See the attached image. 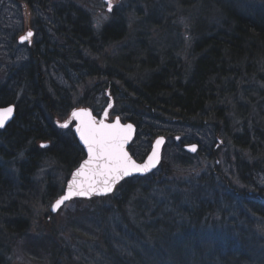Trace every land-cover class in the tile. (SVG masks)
Returning a JSON list of instances; mask_svg holds the SVG:
<instances>
[{
    "label": "trees",
    "instance_id": "obj_1",
    "mask_svg": "<svg viewBox=\"0 0 264 264\" xmlns=\"http://www.w3.org/2000/svg\"><path fill=\"white\" fill-rule=\"evenodd\" d=\"M13 1L19 4L20 11L26 7L30 12V20L25 21L19 32L28 28L38 40L31 46L26 44L30 47L29 71L14 73L20 80L30 78L36 88L30 103L22 105L13 99L0 103V106L15 105L14 119L0 129V264H8L6 255L12 249L24 251L26 248L38 257L48 255L49 264H61L63 260L84 264L81 255L72 253L74 243L84 247L75 235L79 231L78 235L91 239L105 230L103 220L96 222L99 198L96 201L95 196L73 200L72 207L62 213L65 219L58 231L51 222L60 212L53 214L51 203L63 191L72 170L86 156L72 130L62 129L55 123V119L63 118L79 104L74 103V93L56 81L49 79L46 84L43 76L48 78L47 70L54 69L52 65L56 62H62L60 69L65 74L73 70L86 74V78L101 80L91 86V93L86 94L88 99L79 102L100 113L101 108H95L91 99L101 91L108 100L109 92L122 105L119 111L123 118L137 125L135 141L143 128L150 135V141L159 135L168 139L176 135L180 149L189 158L204 156L213 162V165L210 163L212 178L188 197L193 204L190 218L197 227L178 228L167 223L165 217H149L141 229L138 226L133 232L135 241L147 239L141 251L120 252L106 240V251L99 243L94 245L95 252L107 254L105 264H264V260L260 262L264 238L255 236L259 231L257 226L264 232V188L257 183L259 173H264V8L252 7L246 11L244 0H216L217 6L215 0H200L191 28L196 36L194 45L186 51L185 58H180L166 32L164 40L161 34L157 43L153 34L169 27L161 12L167 15L179 6L193 4L191 1L170 0L165 7L163 3L155 7L152 2L156 0H146L150 9L147 16L141 10L128 12L141 18L136 27H129L124 19L118 18L106 22L96 32L85 21L83 12L67 1L56 2L57 5L53 0ZM41 11L43 16L51 14L50 21L41 18ZM214 11L217 16L213 15ZM1 23L0 37L5 34L15 44L16 31ZM46 27L56 41L51 40L50 34L46 36ZM41 32L46 37L42 46L38 38ZM2 89L4 85L0 86V92ZM177 128L181 129L180 135L175 133ZM7 142L16 148L15 152L8 148ZM43 142L50 143L43 148ZM134 142L131 151L141 160L144 155L135 151ZM190 144L198 146L195 153L185 149ZM12 153L14 158L17 156V171L10 174L3 159L11 158ZM48 157L59 165L67 179L58 186L48 177L49 185L42 191L32 178ZM220 157L228 161L238 182L230 178V170H222ZM162 166L165 167L161 163L159 169L148 175L126 178L117 186L109 197L119 206L120 215L127 214L128 202L140 188L147 193L148 187L161 179ZM165 174L171 172L165 171ZM13 191L14 195L7 198ZM204 194L212 195L213 200L203 201ZM20 199L29 201L24 210L18 205ZM84 201L87 202L84 206L89 204L86 209L82 208ZM140 202L143 205L148 201L141 196ZM233 204L238 207L231 213ZM41 209L45 214L40 217ZM214 209L220 213V220L211 219ZM250 212L257 220L251 218ZM136 214L139 222L143 214L140 210ZM201 221L205 228L202 223L199 225ZM215 228H222L224 236L205 240V246L213 251L212 257L196 263L194 254L188 250L195 243V234ZM81 229L87 231L80 232ZM175 238H182V242L177 245V256L173 258L165 250L166 244ZM157 242H163V246ZM200 250L197 244L195 251Z\"/></svg>",
    "mask_w": 264,
    "mask_h": 264
},
{
    "label": "rangeland",
    "instance_id": "obj_2",
    "mask_svg": "<svg viewBox=\"0 0 264 264\" xmlns=\"http://www.w3.org/2000/svg\"><path fill=\"white\" fill-rule=\"evenodd\" d=\"M54 4L57 5L56 2H69V4L73 5L76 9H80L83 12L85 21L88 22V25H91L94 29V31H98L101 28H103L104 24L110 20L118 18L124 19L128 24L129 27H136V22H138L141 18L137 16L136 14H129V10L132 12H136L138 10H141V13L146 16L148 15L150 9L147 6L146 0H112V10L109 11L108 9V3L107 0H53ZM191 1L193 4L186 5L185 7L179 6L176 10L173 12H168L167 15H165L163 12H161V16L165 18V22L169 23V27L167 29L163 28L161 33L153 34L154 41L157 43V39H160L161 34H163V40L164 35L166 32V37L168 40H170L173 50L176 52V54L180 58L186 57V51L192 49L196 36L193 35V30H191L193 24V20L195 19V14L197 12V9L200 7V0H187ZM170 2V0H156L155 2H152V4H155V7L157 4H167ZM247 4H246V3ZM190 3V2H188ZM215 6H217V1H214ZM244 5L246 7V11L251 9L252 7L258 9V8H264V0H244ZM262 6V7H260ZM23 7V6H22ZM53 11V10H52ZM143 15V16H144ZM214 16H217V12L214 11ZM41 18L49 19L51 17V14L48 13V15L44 14L41 11ZM217 18V17H216ZM30 20V12L29 10L24 7L22 10H19V4H15L13 0H2L0 3V22L3 23L4 27L7 29H10L12 31H16L17 34V41L14 44L12 41H9L10 39H6V35L3 34L0 37V86L4 85V89L0 92V103L6 102L9 100H12L15 102H20L22 105L29 102V98L31 97V94L35 90V83L30 79H24L20 80L18 77H16L15 73H18L20 71L26 72L29 71V64H30V47L27 46V42H19L18 39L20 36L25 35L28 30L22 32H19V29L21 30V26L26 22ZM52 22H56V20H52ZM1 23V24H2ZM25 25V24H24ZM24 27V26H23ZM22 27V28H23ZM3 29V28H2ZM10 32V31H9ZM46 36L51 37V40L56 41L53 33H50V29L46 27L45 29ZM11 33V32H10ZM42 35H39L40 44H44V40L46 39L43 32H41ZM34 36V37H33ZM33 38L34 43L38 40L36 39L35 35H32L31 39ZM27 44V45H26ZM38 45V44H37ZM35 46V45H34ZM106 52L109 51V49H105ZM29 63V64H28ZM62 65V62H56L54 63L52 70H47L48 78L44 77V80H46V84L48 85L49 79L56 81L60 84L61 87H63L66 90H70L74 93V103H79L77 107L85 106L83 103H80L79 101H84L85 98L88 99V95L86 94L91 93V86H94L97 82H101L99 79L94 78H86V74L82 75L81 72H75L73 70H68V73L65 74L63 71H61L60 67ZM58 68V69H57ZM15 72V73H14ZM46 73V74H47ZM15 75V76H13ZM28 75V74H27ZM45 82V81H44ZM101 92V91H100ZM99 92L98 96L91 99L95 108H101L100 113L104 111V108L109 107L108 109V115L109 120L113 121L117 116H120L123 119V113L119 110H122V105L118 104L114 96L108 95V100L104 99V95H101ZM109 100H111L110 103ZM103 107V108H102ZM67 118V116H64L63 118H59L58 120L55 119V123L59 122L61 123ZM145 123V122H144ZM58 127H60L58 124H56ZM144 126V124H143ZM164 127V126H163ZM186 132V130H184ZM181 132L180 128H177L176 134L180 135ZM5 133L2 134V136ZM192 134L189 133V136ZM149 134L147 131L144 130V128L140 131L139 137L137 141L134 142L135 151L137 153H141L144 155V157L141 160H144L147 154L149 153L152 142L155 139V137L150 141ZM176 137V135H175ZM172 136V139L167 138V142L165 144V148L163 150V160L162 163L165 165V167L162 166V175L160 176L161 179L155 181V185H151L148 187V192L146 193L143 188H140L135 198H131V200L128 202V205L126 207V213L119 214L118 209L119 206L114 203L113 198L109 197L112 194L108 195H99L95 196L96 201L98 203V211L96 212L98 215L96 222L99 220H103V227L104 231H101L96 236L92 235L90 238L82 237L78 233L75 235V237L78 239L77 241H80L84 247H81L80 245H77L76 243L73 244V250L72 253L75 256H80V259L84 264H105L107 260V254H102V252H95L94 251V245L99 243V247L104 249L106 251V247L108 245L114 246L115 249H118L120 252L121 250L127 253V251H141L144 249V246L142 245L143 241H146L147 239L143 241H135L133 237V232L136 230V228L139 226L140 229L142 227V223L144 221H147L149 217H158L161 219V217H165V220L169 224H174L178 228L179 227H185L186 229L189 227H197L198 224H196L195 221L191 220L190 215V208L193 206L191 200L188 198L191 193L198 192L201 188L200 186H204V184L210 180L212 177V167L213 162L209 161V159H206L204 156H199V158L193 157L189 158V155L182 152V149H180L179 138H175ZM44 143H50V142H44ZM8 148L12 149L13 152L16 151V148H13L11 145V142H7ZM191 146V145H189ZM188 147V145L186 146ZM46 148V147H43ZM186 149V148H185ZM9 151V152H12ZM15 153H12L11 158L3 159L4 165H7L8 168L6 169V172L10 171V174L17 171L16 164V158H14ZM220 155H222V152H220ZM1 158V157H0ZM137 158V157H136ZM221 161H223V169L224 171L230 170L229 176L230 178L234 179L235 181H239L237 178V175H234L235 172L232 171V167L230 168V164H228L227 160L223 157H220ZM138 159V158H137ZM140 160V159H138ZM211 163V164H210ZM167 168L170 170L168 171ZM165 171L171 172V174L166 175ZM64 175V176H63ZM49 178L57 184L58 186L63 185L65 180V174L60 169L59 165L57 166V163L52 160L51 158L44 159V161L41 163L39 169L34 174L32 181H36V187L38 190L44 191L47 189L45 185H49ZM46 180V181H45ZM44 181L43 183H41ZM162 182H165V184L161 185ZM240 183V182H239ZM258 185L264 188V173L260 172L258 179H257ZM206 185V184H205ZM242 186V184L240 183ZM218 189L221 188V185L218 184ZM195 190V191H194ZM31 194V193H30ZM187 194V196H185ZM14 195V191L10 193V195L7 197ZM33 195V194H32ZM41 195V194H40ZM201 195V191H200ZM145 202V204H141L140 199ZM26 199L25 197H23ZM111 198V199H110ZM203 198V201L208 202L209 199L213 200L212 195L208 194L207 196L204 194V196H201ZM24 199H20L18 201V205L23 207V210L25 209V205L29 203V201L25 202ZM80 200V197L77 198ZM83 200H87L85 198H81ZM75 201V200H74ZM95 201V202H96ZM87 202H82V208H87L89 205H85ZM138 203L142 206H138ZM70 207H72L71 201L67 203V205L60 210L59 214L55 217V219L51 220L53 224H56V228L58 231V228H60V224H63L64 222V214L65 211H67ZM237 205L233 204L232 207H230L231 213H234L237 211ZM85 208V209H86ZM244 208V207H240ZM254 210H258V207H252ZM96 210V209H95ZM140 210L143 214V216L139 217V222H137V217L139 215L136 214V211ZM217 209H214L216 211ZM45 214V212L41 209V215L40 217ZM55 214V213H53ZM236 214V213H235ZM234 214V215H235ZM251 218L254 220H257V217L251 213ZM29 215V212H28ZM213 218L220 220L221 215L219 212H213L211 214ZM161 216V217H160ZM237 216V215H235ZM207 217V216H206ZM232 217V216H231ZM1 219V217H0ZM42 219V218H41ZM152 219H154L152 217ZM151 219V220H152ZM205 220V219H204ZM50 221V220H46ZM101 223V222H100ZM99 223V225H100ZM198 223V222H197ZM205 228L204 222L201 221L199 225ZM86 224V223H85ZM87 225V224H86ZM209 226V225H207ZM210 227V226H209ZM257 239L264 238V232L261 231L260 227H258ZM42 229V228H41ZM34 231V229H32ZM87 230H80V232H85ZM36 232V230H35ZM49 232V229L46 231ZM262 232V233H261ZM88 233V232H87ZM180 233V232H178ZM200 233V234H199ZM199 233L195 234L196 238L194 239V244H192L190 247H188V250L193 253L194 260L196 263H198L200 260L207 261V259L212 257L211 251L208 249H211L209 247H206L204 242L205 240L212 239L213 238H221V236H224V231L222 228H215V229H203ZM105 234V235H104ZM62 236V235H60ZM89 236V234L87 235ZM86 236V237H87ZM192 235H190L191 237ZM260 236V237H259ZM63 238V236H62ZM183 238V237H182ZM182 238H175V240L171 241L167 245V250L169 251L170 255L175 258L177 256V253L175 249L177 248L178 244H181ZM106 240L107 244L104 243ZM110 240V241H108ZM0 238V242H1ZM79 243V242H78ZM115 243V244H113ZM158 246L162 247L163 242H157ZM199 244L201 250L195 251V246ZM76 245V246H75ZM143 247V248H142ZM141 249V250H140ZM2 250V247H0V251ZM186 251V249H185ZM84 254V255H83ZM122 256L121 253H119V256ZM49 256L48 255H41L40 257L37 256V254L33 253L32 251L26 250H16L12 249L11 252H9L6 255V261L8 264H49L48 261ZM264 260V254L261 258L262 262ZM61 264H69L65 263V260ZM72 264H82L81 262H74Z\"/></svg>",
    "mask_w": 264,
    "mask_h": 264
},
{
    "label": "snow or ice",
    "instance_id": "obj_3",
    "mask_svg": "<svg viewBox=\"0 0 264 264\" xmlns=\"http://www.w3.org/2000/svg\"><path fill=\"white\" fill-rule=\"evenodd\" d=\"M109 11L112 10V0H107ZM33 33L29 30L26 35L20 36L19 40L24 42L31 38ZM13 112V108L0 109V128ZM107 113H105V116ZM73 120L78 121L75 132L79 134L80 141L87 148L88 158L73 173V178L68 184V194L61 196L52 205L53 210L60 208L71 196L90 197L92 194L105 195L113 191L114 185L123 177L131 176L133 173H144L158 162L156 149L148 158V163L137 164L125 151V143L131 135V125H121L119 118L114 123L97 121L90 112L84 109L73 110ZM69 121L60 125L67 128ZM163 138L156 141V148L162 143ZM47 147V145H41ZM196 151V146H191Z\"/></svg>",
    "mask_w": 264,
    "mask_h": 264
},
{
    "label": "water",
    "instance_id": "obj_4",
    "mask_svg": "<svg viewBox=\"0 0 264 264\" xmlns=\"http://www.w3.org/2000/svg\"><path fill=\"white\" fill-rule=\"evenodd\" d=\"M26 34H27V33H26ZM26 34H25V35H26ZM19 41H20V40H19ZM20 42H21V41H20ZM24 42H27V44L30 46L32 41H31V38H29V40H26V41H24ZM24 42H22V43H24ZM10 106L13 108V112H12V114L10 115V117L6 120V122H5L4 126L2 127V129H4L8 124H10V122L14 119V117H15V106H14V105H9V106H3V107H0V109H4V108L10 107ZM79 109L87 110L88 112H90V114H91L93 117H95V115L93 114V112H92L91 109H88V108H79ZM79 109H76V110H79ZM108 109H110V106L106 108L105 113H106V111H108ZM105 113L103 114V116H102L101 119H98V118H96V117H95V119H96L97 121L103 120L104 123H108V124L114 123V122L116 121L117 118H116L114 121H112V122H108V121H106V117H107V115L105 116ZM118 118H119V117H118ZM119 121H120V124H121V125H124V126H126V125H131V126H132L131 135L129 136L128 141L125 143V151L129 154V156H130V157H131V158H132L137 164H141V165H142V164H146V163H148V158H149V156H151L152 153H153V150L156 149V151H157V153H158V162L155 163V166H154V167H151L148 171H146V172H144V173H133L131 176L123 177L121 180H119V181L114 185L113 191H112L111 193H113V192L115 191L117 185H118L119 183H121L124 179L129 178V177H134V176H145V175H148V174L152 173L153 171H155V170L158 168V166L160 165V163H161L163 148H164V145H165L166 140H167V138H166L164 135H159V136H157V137L155 138L154 142H153V145H152V149H151V151L149 152V154L147 155V157H146L143 161L140 162V161H138V160L135 159V157L132 155V153H131V151H130V146H131L133 140L135 139V136H136V133H137V126H136V124L133 123L132 121H129V122H127V123H124V122H122V120H121L120 118H119ZM77 123H78V121H77ZM74 130H75V127H74ZM75 134H76V136H77V139H78L80 145L83 146V148H84V150H85V152H86V157H85V159H84V160H86V159L88 158V155H87V148H86V146L83 144V142L80 141V139H79V134L76 133V132H75ZM160 138H163L162 143L159 145L158 148H156V141H157L158 139H160ZM194 145L196 146V151H197L198 146H197L196 144H194ZM187 149H188L189 151H191L192 153H195V152H196V151H192V150H191V146H188ZM84 160H83V161H84ZM83 161H82V162H83ZM82 162H81V163H82ZM81 163H80V165H81ZM80 165H79L77 168H79ZM77 168H76V169H77ZM76 169L72 172V174H71L69 180L67 181L63 193H62L57 199H59L61 196H64V195H67V194H68V184H69V182L72 180V178H73V173L76 171ZM111 193H108V194H111ZM108 194H105V195H108ZM92 196H99V194H92L90 197H84V196H76V195H73V196H71L68 200H66V201L64 202V204H62V205L60 206V208H58V209H56V210H53L52 205L55 203V201L57 200V199H56V200L52 203V205H51V207H50V210H51L52 213H56V212H58L59 209H61L66 203H68L69 201L73 200L74 198H78V197H80V198H91ZM100 196H101V195H100Z\"/></svg>",
    "mask_w": 264,
    "mask_h": 264
},
{
    "label": "flooded vegetation",
    "instance_id": "obj_5",
    "mask_svg": "<svg viewBox=\"0 0 264 264\" xmlns=\"http://www.w3.org/2000/svg\"><path fill=\"white\" fill-rule=\"evenodd\" d=\"M75 124H76V121H73V122L70 124V126L66 128V130H67V129H71L72 132H73V134H74V136H75V132H74V127H75L74 125H75Z\"/></svg>",
    "mask_w": 264,
    "mask_h": 264
},
{
    "label": "bare ground",
    "instance_id": "obj_6",
    "mask_svg": "<svg viewBox=\"0 0 264 264\" xmlns=\"http://www.w3.org/2000/svg\"><path fill=\"white\" fill-rule=\"evenodd\" d=\"M60 125H61V123H60Z\"/></svg>",
    "mask_w": 264,
    "mask_h": 264
}]
</instances>
